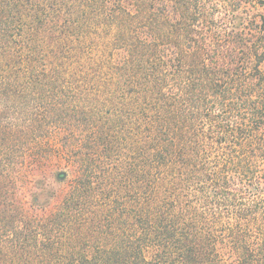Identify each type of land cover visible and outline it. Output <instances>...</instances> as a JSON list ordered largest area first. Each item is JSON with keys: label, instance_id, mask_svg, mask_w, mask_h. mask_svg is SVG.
Masks as SVG:
<instances>
[{"label": "trees", "instance_id": "obj_1", "mask_svg": "<svg viewBox=\"0 0 264 264\" xmlns=\"http://www.w3.org/2000/svg\"><path fill=\"white\" fill-rule=\"evenodd\" d=\"M0 264H264V0H0Z\"/></svg>", "mask_w": 264, "mask_h": 264}]
</instances>
